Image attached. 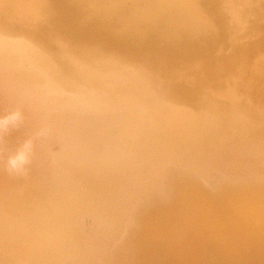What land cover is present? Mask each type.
I'll return each instance as SVG.
<instances>
[{
    "label": "bare ground",
    "instance_id": "bare-ground-1",
    "mask_svg": "<svg viewBox=\"0 0 264 264\" xmlns=\"http://www.w3.org/2000/svg\"><path fill=\"white\" fill-rule=\"evenodd\" d=\"M262 82L264 0H0V113L21 114L0 134V248H33L70 221L82 227L108 216L100 228L124 256L138 248L132 237L144 227L133 219L143 197L160 188L181 223L193 209L183 212L176 200L192 189L182 184L172 149L203 136L196 155L210 153L205 134L211 141L241 117ZM168 129L180 133L155 139ZM25 141L29 162L10 171L8 158ZM245 175L248 186L234 183L236 206L218 210L215 221L257 233L264 187L254 184L264 176ZM91 181L118 186L94 200L92 187L80 189ZM174 225L159 220L141 235L162 247L195 237ZM211 243V263L185 252L175 261L221 264L222 247L243 245L231 232Z\"/></svg>",
    "mask_w": 264,
    "mask_h": 264
},
{
    "label": "rangeland",
    "instance_id": "rangeland-1",
    "mask_svg": "<svg viewBox=\"0 0 264 264\" xmlns=\"http://www.w3.org/2000/svg\"><path fill=\"white\" fill-rule=\"evenodd\" d=\"M256 85H259L258 89L255 88V95L247 107L245 106V111L241 117H235L229 121L226 124L227 127L221 129L222 133L219 136L212 134L211 141H209L210 134H205L206 138H208V142H206L211 145L210 153L205 151L200 155H196L206 145L202 141L203 136H200L201 141H185L181 145H175V147L180 146V149H172L173 152L175 151L174 155L179 159V161H176L177 165L175 166L177 172L183 175L181 177L183 179L182 184L186 190L192 189L176 201H178L177 204L185 208L183 212L187 213L188 208H190L193 209V214L191 215L189 210L188 217L182 219L181 223L179 219L176 220V212L171 210L169 204L173 199L169 200V197L167 198L159 187L160 191L154 194L152 198L143 197L142 212L133 219L136 222L140 221L142 225H138L146 230L157 225L159 220L169 223L174 230V224L178 227H187L188 229L191 227L195 237L191 239L190 243L174 244L175 246L166 245L165 247L157 246L150 243L153 240H147L146 235H141L145 233L144 228H141L142 233L137 231L132 237L133 245L136 243L135 247L138 248L121 256L119 254L121 250L116 249L115 245L106 242L107 238L104 236V228H100L107 222L108 216H106V221L102 220L100 216H96V218H93V221L96 222L95 224L90 225L87 223L82 225V227L73 226L70 221L66 225L67 229L62 232L57 231L56 234L46 235L40 240L47 239L36 241L33 248L29 246L22 251L6 254L4 248H0V264H7L12 257L13 263L16 264H149L150 262L153 264H179L175 261V257L177 260L180 257L182 258L181 254L184 252L188 257H195L200 254L203 258L205 257L204 260L206 261L208 257L214 255L213 253L216 250V245L214 246L211 242L217 243V239L222 238L225 233L229 232L237 236L243 245L238 249L222 247L219 253L221 254L219 261L223 260L221 264H264V226L257 233H250L241 227L215 221L218 210L224 209L229 214L236 206L237 195L236 191H234L236 180H242L243 186L249 185V179L246 175L244 176L245 170L264 176V82ZM4 114L7 115L9 112ZM178 133H180L179 129H168L166 133L155 134L154 136L157 135L155 139L167 138L166 140H169ZM194 157H197L196 160L199 161L190 160L189 162L188 159H194ZM88 184L90 185L85 184V187H82V185L79 187L80 189L87 188V186L92 187L88 194H93L91 199L94 200L99 198V196L103 197L102 195L109 196V193H107L109 186H113L116 189L118 186L115 182L101 184L100 182L91 181ZM254 185L258 189L264 187V177ZM130 186L131 183L129 185L125 184L124 187L129 188L128 191H131ZM94 188L95 190H93ZM112 189L115 190L114 188ZM161 196L166 197L168 201L165 202L160 198ZM135 197H132V199ZM88 202L87 204H90L91 200L89 199ZM135 204L139 207V203L136 202ZM98 209V205L90 204V211L96 212L95 210ZM173 217L175 220L172 222ZM203 243L205 244L202 245ZM211 247L213 248L211 249ZM101 248H107V250L104 251ZM204 249L207 252L210 251L209 253L212 252V254L204 252ZM167 250H175L176 256H173V253L170 254L173 257L169 256ZM10 253L14 255L11 256ZM228 256L233 257V259L229 260ZM191 259L187 258L188 261H191ZM206 262L211 263L210 260Z\"/></svg>",
    "mask_w": 264,
    "mask_h": 264
},
{
    "label": "clouds",
    "instance_id": "clouds-1",
    "mask_svg": "<svg viewBox=\"0 0 264 264\" xmlns=\"http://www.w3.org/2000/svg\"><path fill=\"white\" fill-rule=\"evenodd\" d=\"M20 119L21 114L19 112H13L7 115H0V134L14 126ZM30 148L31 142L25 141L21 149L18 150L13 156H10L8 158L7 166L10 171H15L18 168L28 164Z\"/></svg>",
    "mask_w": 264,
    "mask_h": 264
}]
</instances>
